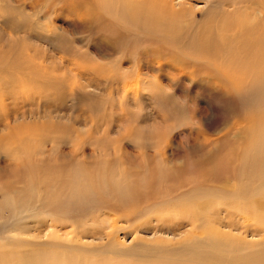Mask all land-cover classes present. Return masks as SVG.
<instances>
[{
  "label": "rangeland",
  "instance_id": "obj_1",
  "mask_svg": "<svg viewBox=\"0 0 264 264\" xmlns=\"http://www.w3.org/2000/svg\"><path fill=\"white\" fill-rule=\"evenodd\" d=\"M132 1L154 7L153 18L165 28L162 33L173 34L177 44L173 46L158 36L120 24L114 15L104 19L93 17L90 21L78 13L90 6L87 0H0V236L5 242L60 239L72 243L70 232L74 227H83L89 232L82 241L90 250L95 249V252L89 251L94 257L139 258L154 253L155 248L180 246L192 230L189 208H181L182 214L177 209L176 215L184 225L177 227V231L168 229L166 212L153 208L164 204L161 193L167 194L180 183L185 188L198 186L205 172L200 162L216 156L218 162L225 165L228 162L222 166L226 172L220 171L224 175H218L217 182H235L233 164L248 141L242 130L245 122H238L244 109L236 92L227 89L201 62L193 60L190 52L205 37H210L207 38L209 46L223 45L225 51H232L227 50L232 46L228 45L230 42L236 43L232 33L224 32L226 37L220 35L219 26L223 20L236 19L238 15L232 14L234 4L241 0ZM208 17L215 20L209 27L205 23ZM20 53L30 54L41 69L45 68L32 70L43 83H25L28 79L19 74L18 66L23 68L18 58ZM127 81L130 86L131 82L138 83L139 91L126 92ZM10 141L43 143L44 156L40 152L36 158L46 159L47 178L58 176L60 179L51 184L38 180L32 183L31 177L21 173L23 168H17L18 157L10 154L16 147L10 146ZM119 157L129 161L121 169L134 173L145 170L150 161L161 165L158 172L152 162L155 174H150L151 169L148 174L153 176L151 180L147 182L142 176L139 182L133 183H137L132 186L137 190L136 199L113 211L109 209L113 202L105 193L109 178L106 170L119 167L116 170L124 172L116 166ZM83 158L93 163L104 158L111 160L106 165L109 169L92 167L77 200L71 192L79 187L76 182L84 178L79 180L78 172L72 168L75 161ZM163 159L172 163L162 164ZM66 164L68 167H63ZM171 164L174 166L169 170L174 171L169 173L167 167ZM51 167L56 172L49 174L47 170ZM165 171L167 176H162ZM11 183L14 185L6 188ZM47 187V209L25 211V219L21 221L32 219L28 222L30 226L34 221L43 223V228H39L42 231L36 228L18 231V222L9 213L19 201H28L34 195L40 199ZM60 191L67 193L56 200L50 198ZM178 194L173 193L172 197ZM178 199L173 202L181 203ZM91 202L95 215L81 217L80 213L89 209ZM221 205L220 208H226ZM144 208L153 209L159 216L152 213L153 219L150 214L138 222L127 220L129 212L146 211ZM73 216L80 221L72 222ZM241 216L236 213L233 219L243 221ZM159 218L165 220L163 228L155 226ZM112 223L116 226L114 248L107 245L114 231L109 226ZM51 225L57 227L51 228ZM221 229L229 231L228 227ZM94 232L100 236L93 235ZM249 236L250 240L260 237Z\"/></svg>",
  "mask_w": 264,
  "mask_h": 264
},
{
  "label": "bare ground",
  "instance_id": "obj_2",
  "mask_svg": "<svg viewBox=\"0 0 264 264\" xmlns=\"http://www.w3.org/2000/svg\"><path fill=\"white\" fill-rule=\"evenodd\" d=\"M222 1L227 2V0ZM87 2L90 6L83 8V10H81V12L78 11V13H80L79 15L88 17L90 21H93L94 18L104 19V17H107L109 14L114 15L117 22L120 24L134 27L140 33L158 36L161 40L173 46L177 44V40L173 34L169 35L167 33H162L161 30L165 28L159 23L160 21L153 18L154 7L152 6L146 7L144 4L135 3L132 0H87ZM222 4L224 5V3ZM234 6L235 8L233 7L234 11L232 14L238 15L236 17L237 20L240 16L241 21L231 18L229 20H223V24L219 26L220 35L226 37L224 32L229 31L232 33L231 37L236 43L230 42L228 45L232 46H228L227 48V50L232 51H225L222 47L223 45L217 44V46H209V40H207V38L210 37H205L199 39L197 48L190 52L194 57H190L199 63L201 62L200 64L208 70H211L215 77L218 78L227 89L232 90L233 93L234 91L236 92L239 103L245 110V112H243L244 110L241 111L238 122H240V124L245 122L246 127L242 130L248 141L244 142L246 145L243 148L245 149L243 150L242 148V152L235 158L234 164L230 162V164L234 165L236 170L233 178L235 180V182L233 181L234 183L230 181L225 182L224 180L223 183L217 182L218 175H224L222 172L220 173V171H225L224 167L222 168L225 162H218L219 159L216 158V156L200 162L205 172L202 174L198 186L192 185L190 188H185L186 185L180 183V186L172 187L174 190L167 191V194L164 195L161 193V195H163L161 200L164 204L156 205L153 209L157 212L163 210L167 213V221L170 226L168 228L169 230L172 229L173 231H177L179 230L177 227L184 226L182 225L183 222L178 218L179 216L176 215L177 209L181 210L179 211L181 214V208H189L190 210V214L188 215L190 220H188L190 221L192 230L183 238L180 246L172 248L164 246L159 249L155 248L156 251L154 253L150 252L143 254L139 258L133 259L129 257V259H125V257L118 259L115 257L112 259L107 255L94 257V253H90L89 251L95 252V249L92 248L93 250H90L87 244L82 241L83 236L88 234L89 231L86 228L81 227L82 229H79V227L76 226L77 228L74 227L70 232L71 234L73 233L72 243L59 241L60 239H50L47 241L23 239V241H16L17 243H15L10 240L5 242L4 238L0 236V264H264V0H241L237 1ZM205 23L209 27L210 24L212 25L215 23V20L212 19V17H208ZM243 34L245 37H242ZM19 55L18 58L23 62V68L18 66L21 70L19 74H21L25 80L28 79L27 82L24 80L25 83L36 85L37 82H42L43 80L39 79V75L33 74L32 70L37 71L38 69L42 70L45 68L43 67L41 69L39 64L34 62L30 54L20 53ZM209 76L210 75H208V77ZM17 77L14 79L16 80ZM4 78H6V76ZM139 86L138 83L133 85V82H131L130 86L127 81L125 91H135L133 93H136L140 89ZM230 132L231 131H229V133ZM31 142L12 141L9 143L12 144L10 146L16 147L15 151L10 154L14 156V158L18 157L16 158L19 160V162H16V164H18L17 168L19 170L23 168L21 173H24L29 179L31 177L32 183H35L37 180L41 183H54L55 179L60 178L58 176L47 178L45 170L47 169L48 163H46V159L44 157L36 158L40 152L41 155L44 156V151L41 150V145L43 143L40 142L41 144H38L39 141H36V143L32 144ZM149 157L151 158V155H149ZM110 160L104 158L98 163H93V161L88 162L86 158H83L75 161V168L72 169L78 172L79 180L84 178V181H79L80 183L76 182L79 187L76 191L71 192V196L78 200V197L81 196L84 190L81 186L87 184V176L91 174L92 167L96 165L99 166L101 170H106L104 166L109 164ZM157 161H160V159ZM115 162L117 163L116 166H120V169L123 165L129 163L128 160L122 157H119ZM115 162L113 161L111 163L115 164ZM161 163L169 164L172 162L163 159ZM227 164L228 162L226 165ZM152 165L154 168H157L158 171L161 164L158 165L156 162L150 161L146 164L145 170H141V172L137 173L126 171V168H122L124 172H121L116 170L119 167L111 168L110 166L111 169H109V167L106 166L107 169H109L106 170L109 178L106 177L108 180L105 184L107 185L105 193L113 202V207H110V210L115 211L120 209L121 206L129 203L132 198L136 199L134 196L137 194V190L132 186L137 183L134 185L133 183L139 182V178L142 176L147 178V182L148 180L150 181L154 176L153 174H155ZM170 166L173 167L174 165L171 164L167 167V172L169 173L174 171L169 170L171 169ZM63 167L67 168L68 164ZM151 169L152 171L150 174L153 175L152 177L148 175ZM179 169L180 168L177 167V170ZM162 171H164V169H162ZM47 172L52 174L56 172V169L55 167H51ZM167 172L165 171V174L162 176H167ZM177 172L178 171H176V173ZM19 181L20 180H14V183H20ZM14 183H11L6 188H11ZM85 190L89 192V189L85 188ZM43 192L45 195L41 196L40 199L34 195L31 196V199L28 201H19L15 204V209L9 213L11 219L15 218L17 220L16 229L18 231L28 232L33 228L42 231V229L39 228H43L41 227L43 223L41 224L40 222L34 221L35 224L30 226L28 222L32 219L28 218L27 222L21 221L25 219V215H23L25 211L30 209L44 211L47 209L45 196L49 193L48 187ZM66 193L67 191L63 194L62 191L55 192L51 194L50 198L56 200ZM173 193H179V196L175 198H179L178 201H181V203L178 202L177 204L173 202L175 199L172 197ZM22 202L27 203V205L22 204ZM220 204H223V206L225 205L226 208H220ZM93 208V202H91L89 209L86 208L82 210V213H80L82 214L81 217L94 216L96 212H94L95 209ZM153 209H145L146 211L143 210L142 212L136 210L131 211L126 216L127 220L133 223L134 220L138 222L141 218L144 216L147 217L150 214L153 219L152 213L157 214ZM236 213L242 215L243 221L233 219ZM157 216L159 215L157 214ZM75 217L76 216L72 217V222L80 221V219ZM149 218L151 217L149 216ZM184 220L187 219L185 218ZM189 221H187V223ZM172 223L175 224V227H171ZM164 225L165 220L159 218L155 226L163 228ZM109 226L111 230L114 228V231L110 234L112 238L107 245L110 248H114L113 242L116 240L114 237L116 235V226L114 227L113 223ZM223 226L228 227L229 231L222 230L221 227ZM56 227L57 226L51 225V228ZM235 230L240 231L239 234H236L234 232ZM54 234L58 237L61 236L57 233ZM94 234L100 236L98 232H94L93 235ZM249 235H251V237H260H254L255 239L250 240L247 239L250 237Z\"/></svg>",
  "mask_w": 264,
  "mask_h": 264
}]
</instances>
